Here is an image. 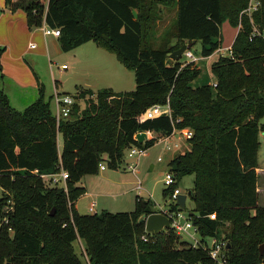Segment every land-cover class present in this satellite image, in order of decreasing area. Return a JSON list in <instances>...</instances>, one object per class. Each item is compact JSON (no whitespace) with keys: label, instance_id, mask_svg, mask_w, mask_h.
Masks as SVG:
<instances>
[{"label":"trees","instance_id":"1","mask_svg":"<svg viewBox=\"0 0 264 264\" xmlns=\"http://www.w3.org/2000/svg\"><path fill=\"white\" fill-rule=\"evenodd\" d=\"M248 4L249 0H5V9L26 13L29 29L46 24L60 30L64 53L93 42L114 54L135 74L136 88L119 93L81 90L78 97L85 108L80 110L76 103L70 117L57 125L43 84L37 100L23 111L11 105L0 85V188L12 196L10 213L8 197L0 198V264H85L74 248L79 240L92 264H216L203 247L180 240L172 228L158 236L147 233L141 218L160 212L150 200L137 198L129 213L81 215L75 209L86 193L78 184L97 175L101 163L115 170L131 146L150 149L175 129L186 128L194 131L191 148L175 156L169 167L179 178L195 177V210L190 215L202 241L221 239L220 228L231 222L228 264H264V207L256 173L264 132V38H252L254 27L264 33V0L251 18L241 15ZM159 6L176 8V21L157 40ZM225 21L235 28L241 25L231 49L233 58L221 55L212 65L216 88H193L199 69L194 63L173 61L170 55L185 43L193 48L201 42L202 56H212L221 49ZM1 72L0 65V83ZM168 101L170 114L142 119L152 106ZM140 133L147 134L143 143L137 139ZM62 170L69 175L66 187L50 188L40 178ZM172 191L165 189L164 198ZM5 219L8 225L3 226ZM143 236L149 240L143 241ZM142 244L150 249L139 251Z\"/></svg>","mask_w":264,"mask_h":264},{"label":"rangeland","instance_id":"2","mask_svg":"<svg viewBox=\"0 0 264 264\" xmlns=\"http://www.w3.org/2000/svg\"><path fill=\"white\" fill-rule=\"evenodd\" d=\"M162 11L161 19L157 22L155 31L158 35L156 38L160 40L161 35L167 31L172 30L176 21V8L164 9L159 6ZM44 26H42L43 28ZM222 52H215L210 57L202 56V44L197 42L191 49L198 61L194 65L199 69L200 73L198 77L192 81L191 86L198 88L202 86L211 85L216 81L212 73V65L218 61L220 56H228L226 51L228 48H232L236 37L238 35V28L232 26L228 21H225L221 27ZM51 38V37H48ZM175 41V40H174ZM173 41V42H174ZM188 44V43H185ZM156 43L154 46H158ZM4 51V48L3 50ZM64 53V52H63ZM54 58L47 56H39L36 60L37 63L32 64L35 67V72L40 84L45 87L46 100L52 98L51 108L55 112V103L53 96L56 93L54 84H59V91L64 93H71L69 95L76 98L79 104V109L83 110L86 106L83 99H80L75 94L77 87L89 86L92 90L99 91L104 88L111 87L113 85L115 91H134L136 88V82L134 74L127 69L117 60L116 56L101 48H98L93 42H89L88 45L79 47L72 52L64 53L63 55ZM28 60L31 61V56H28ZM184 64H187V60L181 59ZM62 65H65L68 70L62 69ZM93 70V75L85 74L86 71ZM39 97V91L36 90V95L31 96V93L25 95V102L27 104L18 105L16 98L13 96L12 105L18 110H24L26 107L34 103ZM95 98V96H94ZM20 107V108H17ZM264 124V120L261 121ZM260 151H259V168L256 170L258 177L257 190L260 198V204L264 207V132L260 134ZM62 138L59 137L58 145L61 147ZM190 144L184 143L181 152H177L174 155L165 152L163 145L156 144L152 148L147 150V153L141 158L137 174L133 175L126 169V164L130 161L126 156L120 166L113 170L107 167L105 172H100L97 175L87 176L83 182L86 186V192L91 194V197H83L78 200V210L81 215H90L89 206L95 202V211L97 214H101L104 211L110 213H129L135 209L136 199H143L145 201H152L155 210L160 211L168 206L167 198H164L163 191L165 190L164 178L168 171L169 166L167 162L177 155L182 154L190 149ZM163 155L164 162L158 163L157 158ZM173 157V158H172ZM170 169V168H169ZM177 176V175H176ZM177 187L181 189L182 194L187 195L186 208L183 210L184 214H190L195 210V203L192 201L188 193L193 190L195 177L194 175H188L185 177H177ZM58 188H62L61 183ZM54 188V187H50ZM8 197L7 207L11 205L12 196L10 193H4L0 189V198ZM3 226L8 223L2 224ZM233 226L231 222H225L220 228V238L225 242H229V234ZM11 234V231H10ZM191 234L196 237V241L203 240L200 234H195L191 231ZM190 233L183 236H179L180 240L191 242L192 236ZM79 241L74 244V248L77 254L81 255V247ZM143 245V244H142ZM138 246L139 251L149 250L150 248L145 245ZM264 259V256H263Z\"/></svg>","mask_w":264,"mask_h":264},{"label":"built area","instance_id":"3","mask_svg":"<svg viewBox=\"0 0 264 264\" xmlns=\"http://www.w3.org/2000/svg\"><path fill=\"white\" fill-rule=\"evenodd\" d=\"M262 5V0H249V4L247 8L241 13V15H247L251 18L252 14L259 10V8ZM44 27L42 28V31L44 33V36L49 37H55L59 38L60 37V30L58 29H52L49 28L47 25H43ZM241 25L238 27V31L240 30ZM255 37H263L264 38V33H261L257 27H254L253 33H252V38ZM32 49L36 48L35 44H31L30 46ZM232 48L226 49L228 51L230 57L233 58L232 56ZM218 52H222V50H218ZM183 58L187 60V63H196L198 61V58L195 57L194 53L192 50H187ZM63 68H66V66H63ZM213 88L217 87L216 81L211 84ZM80 91L76 93V95H79ZM53 101L55 103V112H53L57 125L60 124L61 121L66 120L70 117V114L74 108V105L77 103L76 98L69 95H61L59 93H55L53 96ZM163 114H170V106H169V101L167 105H155L152 106L148 111L145 113L143 116V120H148V119H154L157 118ZM194 137V131L192 129L186 128V129H181L177 130L175 129L170 136H167L160 140L158 143L163 145L164 150L166 153L174 155L177 152H181L183 148L184 143H188L189 141L192 140ZM157 143V144H158ZM146 148L139 147V146H131L125 151L123 161L125 156L130 160L126 164V169L130 171L133 175L137 174V169L140 163L141 158L147 153ZM173 158V157H172ZM164 157L163 155H160L157 158L158 163H163L164 162ZM169 166V165H168ZM170 168V167H169ZM168 168L167 173L165 174L164 178V185L165 189H172L173 191L168 197V206L165 207L164 209L160 210L159 213L165 214L171 221V228L174 229L175 233L178 236H183L184 233L191 234V231L195 234L199 233L198 228L194 225L192 217L190 214H184L183 211L179 208L177 205V200L178 196L182 194L181 189L177 187L178 184V178L175 174V172L172 171V169ZM107 170V165L106 163H101L99 165V171H105ZM38 174V172H35ZM40 178L45 182L46 186L48 187H57L61 183L63 184V187H66V181L69 178V175L67 172L64 170L60 171L59 173L55 174H40ZM12 205V202H11ZM11 205L6 208V212L10 213L12 211ZM96 203L93 202L89 206V211L91 214H97L95 211L96 208ZM172 206H177L179 210L173 211L171 210ZM214 218V216H212ZM6 223H8V220H4ZM4 222V223H5ZM12 232V230L10 229ZM191 240L193 243L189 242L193 247H203L205 251L208 252L209 256L216 262V264H228V259H227V250H228V243L225 242L224 240L218 239V238H209L206 240V242H203L202 240L196 241V237L194 235L190 236ZM142 240L147 242L149 238L147 236H143ZM81 243V241L79 240ZM81 247V255L83 257V261L85 264H92L89 257L86 254L85 248L83 244H80Z\"/></svg>","mask_w":264,"mask_h":264},{"label":"crops","instance_id":"4","mask_svg":"<svg viewBox=\"0 0 264 264\" xmlns=\"http://www.w3.org/2000/svg\"><path fill=\"white\" fill-rule=\"evenodd\" d=\"M43 25L46 26V24ZM49 37L51 38L44 36L42 27L34 30L29 29L27 23V16L24 11L18 10L17 12L13 13L5 9V0H0V50H3L4 48V51L1 52L0 57V65L2 68L1 73L3 75L0 85L8 95L11 105L13 96L16 98V103L18 105H24L28 102H25V100H27L25 98V95L27 93H31V96L36 95V90L39 89L40 81H38V77L35 72V67L32 64L37 63L36 60L39 58V56H47L52 59L55 57L54 55H57V57H59L64 54L61 50L58 38L52 36ZM31 44H35L36 48L32 49L30 47ZM88 44L89 43L85 45ZM28 56H31V61L28 60ZM63 66L65 65H62V69L64 70L69 69L63 68ZM85 74L93 75L94 72L93 70H88L85 72ZM55 82V92L61 95L71 94H63V92H60L59 84L62 83L58 82V84L57 81ZM114 88L115 87L111 85V87L104 89H112L114 92H118L115 91ZM81 90H91L94 93L98 92H95L89 86L86 85L77 87L75 94ZM14 108L16 109V107ZM169 160L166 163L167 166L169 165ZM83 180L78 184V186L83 187L86 190V186ZM91 196V194H88L86 192L81 198ZM77 202L75 205V209L79 213Z\"/></svg>","mask_w":264,"mask_h":264},{"label":"water","instance_id":"5","mask_svg":"<svg viewBox=\"0 0 264 264\" xmlns=\"http://www.w3.org/2000/svg\"><path fill=\"white\" fill-rule=\"evenodd\" d=\"M133 15L137 19L138 14L135 10H133ZM192 48V44H184L181 46L180 49L177 51L173 52L170 55V59L173 61H179L183 58L184 53L187 50H190ZM147 137L146 133H140L137 135V139L140 143H143ZM193 192L190 191L188 193V196H192ZM186 200H187V195L181 194L178 196L177 200V205L181 210H184L186 208ZM141 221L145 223V229L146 232L153 235V236H158L160 233L171 229V221L170 219L163 213H153L148 216H144L141 218ZM230 245L228 244V248ZM261 252L260 255L261 257L264 256V244L260 248ZM11 264V263H8Z\"/></svg>","mask_w":264,"mask_h":264}]
</instances>
